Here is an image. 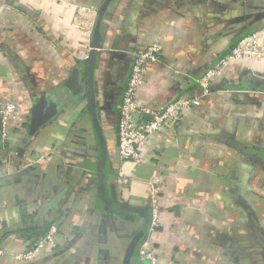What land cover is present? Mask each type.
Returning a JSON list of instances; mask_svg holds the SVG:
<instances>
[{
    "label": "crops",
    "instance_id": "crops-1",
    "mask_svg": "<svg viewBox=\"0 0 264 264\" xmlns=\"http://www.w3.org/2000/svg\"><path fill=\"white\" fill-rule=\"evenodd\" d=\"M104 2L0 0V112L8 102L20 110L6 138L0 115V264H134L148 261L139 255L145 245L160 264H264L263 61L231 63L176 133L152 139L141 163L118 159L116 137L124 73L130 76L141 48L161 45L140 99L163 106L195 92L196 79L245 32L264 42V0L110 3L95 81L98 115L108 117L107 192L116 211L99 195L100 152L86 95L65 86L84 68L85 29L94 31ZM115 70L117 79L110 77ZM42 99L57 114L32 135L31 111ZM49 224L59 229L57 246L17 261Z\"/></svg>",
    "mask_w": 264,
    "mask_h": 264
},
{
    "label": "built area",
    "instance_id": "built-area-1",
    "mask_svg": "<svg viewBox=\"0 0 264 264\" xmlns=\"http://www.w3.org/2000/svg\"><path fill=\"white\" fill-rule=\"evenodd\" d=\"M83 28V27H82ZM84 30V28H83ZM93 33V27L85 29L88 37L87 43ZM161 45L150 44L141 48L132 61L127 87L122 95L120 119L117 125V155L122 162L132 161L141 163L144 159V151L153 138L165 133H176L183 117L191 110L199 107L202 100L210 95L214 80L223 76L226 69L233 62H264V42L258 33H253L240 40L234 49L221 59L212 68L208 69L200 78L196 79V91L170 100L165 105H150L140 99V95L147 87V76L153 64L159 62ZM20 110L13 103L8 102L1 110L2 137L8 135L10 125L17 122ZM160 179L150 182L151 207L153 211V223H160L159 186ZM5 231V220L0 219V233ZM59 229L56 225L50 227L47 234L36 241L35 246L15 255L21 263L33 261L45 250L55 248L58 243ZM5 254L0 248V257ZM140 257L151 264H160L154 250L145 245Z\"/></svg>",
    "mask_w": 264,
    "mask_h": 264
},
{
    "label": "water",
    "instance_id": "water-1",
    "mask_svg": "<svg viewBox=\"0 0 264 264\" xmlns=\"http://www.w3.org/2000/svg\"><path fill=\"white\" fill-rule=\"evenodd\" d=\"M113 0H105L98 11V16L92 33L89 44V53L84 68H77L73 71L70 79L65 83L66 87H78L79 93L86 95L87 98V113L89 114L95 138L99 147V161H98V188L99 195L102 201L110 208L116 211V205L110 201L107 192V167L110 160L109 144L107 135L100 122L98 115V102L96 93V73L100 61L101 54L104 50V36L103 27L104 19ZM264 84V81H263ZM77 96V95H76ZM57 114V107L55 104L47 105L45 99L35 105L31 111L30 133L35 135L41 128L49 123ZM126 207V206H125ZM120 205L118 209H121ZM134 264H150L148 261H142L139 257L134 260Z\"/></svg>",
    "mask_w": 264,
    "mask_h": 264
},
{
    "label": "flooded vegetation",
    "instance_id": "flooded-vegetation-1",
    "mask_svg": "<svg viewBox=\"0 0 264 264\" xmlns=\"http://www.w3.org/2000/svg\"><path fill=\"white\" fill-rule=\"evenodd\" d=\"M132 61H133V59H132ZM132 61L130 62V65H132ZM128 63H129V62H127V65H128ZM129 72H130V70H129ZM129 74H130V73H129ZM119 75H120V73H119L118 71L115 70L114 72L111 73L110 77H112V78H114V79H117V78L119 77ZM127 75H128V73L125 72V73H124V76H125L126 78H127V77L129 78V76H127ZM127 80H128V79H127ZM111 81H112V80H110V82H111ZM75 89L77 90V91H75L76 93H79V92H80L79 89H78V87H75ZM109 89H112V88L109 87ZM116 92H117V89H115V92H114V93H112L110 90H108L107 94L109 93L108 96H111V95H112V96H113V95H114V96H117ZM80 94H82V93H79V95H80ZM122 95H123V94H122ZM121 97H122V96H121ZM121 97H120V98H121ZM107 118H108L107 116H106L105 118L102 117V119H103V120H102V119L100 118V116H99V119H100V122H101L103 128H104V123H103V122H104V119H107Z\"/></svg>",
    "mask_w": 264,
    "mask_h": 264
},
{
    "label": "trees",
    "instance_id": "trees-1",
    "mask_svg": "<svg viewBox=\"0 0 264 264\" xmlns=\"http://www.w3.org/2000/svg\"><path fill=\"white\" fill-rule=\"evenodd\" d=\"M253 33H254V31H252V30H249V31L245 32L243 35H241V36L237 39L236 44H237L240 40H242L244 37H246V36H248V35H251V34H253ZM225 55H226V54L221 55L220 58H222V57L225 56ZM126 87H127V85H126ZM120 102H122V97H121ZM107 172H108V171H107ZM107 176H108V175H107ZM50 226H51V224L47 225V227L44 228L43 230H40V229L36 230V232L46 233V231L49 229ZM3 234H5V231L2 232V233H0V237H1Z\"/></svg>",
    "mask_w": 264,
    "mask_h": 264
}]
</instances>
